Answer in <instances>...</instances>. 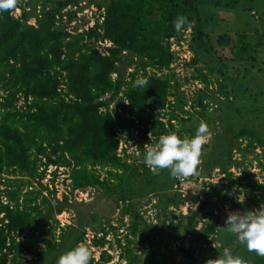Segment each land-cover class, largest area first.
Masks as SVG:
<instances>
[{
    "label": "trees",
    "instance_id": "obj_1",
    "mask_svg": "<svg viewBox=\"0 0 264 264\" xmlns=\"http://www.w3.org/2000/svg\"><path fill=\"white\" fill-rule=\"evenodd\" d=\"M28 1L30 4L19 0L17 17L15 10L0 12V177L5 178L0 200L4 198L6 202L5 205L0 202V264H57L60 255L84 240V225L93 217L88 210L91 217L76 213L73 225L59 228L54 216L68 207L66 197L51 204L40 196V190H30L32 181L38 183L49 165L67 170L69 195L74 190L95 189L110 203L121 204L122 215L128 218L126 237L140 236L141 243H148L149 247L159 246L164 238L179 242L188 238L187 247H179L177 251L182 264H205L207 259L222 254L225 247L248 264H264V257L247 251L235 234L226 232L224 243L213 247L211 242L220 222L217 215L206 211L229 201L233 209L242 212L264 206V183L257 184L249 173L235 178L229 172L230 152L237 139L246 140L248 147L263 150L260 169L264 171V121L255 126L250 120L240 121L232 114L219 119L224 126L215 137L214 153L202 163L198 175L208 178L216 169L225 184L220 186L221 195L216 202L200 200L192 211L179 216L184 222L181 235L175 234L172 223L175 217L167 212L168 207L182 204L179 194H168L174 185L180 186L178 179L172 178L168 170L153 175L145 162L119 158L116 155L119 138L112 126L113 118L117 119L118 132L126 139L139 137L147 141L151 137L158 142L161 135L171 132L181 139L194 137L199 126L190 122L195 113L181 110L185 102L178 98L180 85L169 69L175 59L169 50L170 40L178 45L185 41L184 33L189 31L187 50L191 57L185 65L191 67L201 62L208 74L220 78L216 83L218 92L227 98L231 84L225 83L221 69L226 68L224 58L232 59L218 58L204 33L209 20L203 15L207 11L241 12L242 5L250 6L255 0H88L100 12L101 22L75 35L65 29L60 10L80 0ZM178 15L194 21L195 26L176 32L173 22ZM238 37L240 41L244 39ZM103 41L109 42L110 47L99 55L95 46ZM215 43L218 47L228 46L230 40L222 35ZM228 52L232 55L231 48ZM204 58L208 61L204 62ZM214 61L216 68L208 64ZM130 66L133 73L125 81L124 74ZM191 74V80L206 89L209 79L197 68H192ZM110 75H114L113 80ZM141 75L148 79V84L144 88L133 87ZM118 95L124 101L121 111L117 113L113 108L108 111V103ZM105 96L108 98L104 99ZM206 98L198 91L188 108L202 111ZM18 101L21 104L17 107ZM165 108L167 113L161 115ZM176 111L183 114L179 120ZM231 111L238 113L237 109ZM160 118H165V122ZM199 118L204 120L205 115L200 113ZM230 118L240 121L236 129ZM133 132L137 136L133 137ZM136 148L146 154L141 144ZM39 166L44 168L38 171ZM22 188H26L23 193ZM54 193L52 190L49 195L53 197ZM149 195L158 197L155 206L162 217L153 226L147 225L136 210L138 202ZM239 195L242 201L237 202ZM204 217L207 222L195 230ZM107 228L115 240L118 258L124 264H139L128 248L129 241L121 246L119 239H115L118 228L109 224ZM100 231L101 238L92 239L97 249L106 243L107 233ZM150 248L143 251L151 257L150 263L165 264L155 261ZM109 261L110 256L100 252L97 261L92 258L91 264Z\"/></svg>",
    "mask_w": 264,
    "mask_h": 264
},
{
    "label": "rangeland",
    "instance_id": "obj_2",
    "mask_svg": "<svg viewBox=\"0 0 264 264\" xmlns=\"http://www.w3.org/2000/svg\"><path fill=\"white\" fill-rule=\"evenodd\" d=\"M27 3L30 4L28 0ZM250 6L242 5V11L238 12L237 10L236 13L222 11L212 13L207 11L203 15V18L209 20L204 26V33L208 36L209 42L212 46L215 47L218 58L223 59L226 56L232 59L228 61L227 58H224L226 68L221 69L225 83L231 84L230 94L227 98H223L218 92L216 83L220 78L215 77L213 74H208L202 67L201 62L191 67L185 65L191 57V53L187 50L189 31L184 33L183 39H185V41L179 42L180 47L178 48L173 41L170 40V44L173 45L171 53H174L175 59L169 69L171 70L170 73L174 75V79L177 80L180 85L178 90V94L180 95L178 98L185 102V106L181 110L195 113L193 114L194 117L191 119L190 123L199 126L200 122L204 121L207 123L211 132V138L202 148V154L200 157L201 164L199 165L198 173L202 170V163L208 159V155L214 153L215 137L220 134L221 126L223 125L219 122L221 117L222 119H227V115L229 116L232 114L234 118L235 116H238L239 120L242 119L245 122L250 120L255 126H258V124L264 121V116L262 114V112H264V2H262V0H255ZM248 8H250V10ZM60 12L62 17L65 18L61 21L65 23V29L70 35H75L85 31V29H89L93 26V23L100 18L98 13H95V8L88 4V0H80L79 3L73 5L70 4L61 9ZM17 15L18 12H15L14 16L17 17ZM97 16L98 19L96 18ZM28 22L31 24L33 23L32 20H29ZM222 35H226L230 40V43L228 46L223 44L222 47H218L215 40ZM240 35L244 36V39L241 41L238 37ZM106 46V43H97L95 50L98 53L105 54L104 49ZM229 48L232 49V55L228 52ZM240 48H243V50L241 51ZM203 61L205 62L208 60L204 58ZM208 64L210 67H217L215 61L213 63L208 62ZM192 68H197L202 75L209 79L210 82L206 89H204L201 84L191 80ZM129 73H133L132 66L128 67L124 74L125 81L129 80ZM163 73L168 74L167 72ZM157 75L160 76L161 74L158 73ZM110 79L113 80L114 75H110ZM198 91H202L207 97L202 102L204 108L202 111L199 108H196V110H193L194 108L191 107L188 108V105L191 103L192 99H194ZM107 98L108 96L104 97V99ZM176 98L177 97H175V99ZM175 99L168 98L169 101H175ZM20 104L21 102L18 101L16 106L18 107ZM123 104L124 101L122 100V96L118 95L108 103V111L113 108L119 113L121 111L120 107ZM232 109H237L238 113L235 112L233 114L231 111ZM167 111L168 108H165L160 114H166ZM200 113L205 115L204 120L199 118ZM175 114L177 120L183 117V114L179 111H176ZM234 118H230L234 125L233 123H228V125H233L236 129L238 125L237 123L241 120L239 121ZM160 119L162 122H165V118ZM224 121L226 122V120ZM116 123H118V120L113 118L112 126H114L113 128L119 138L117 148L118 155L123 157L126 162H145V155H143L144 152L139 151L136 146L141 144L142 149L146 150L144 148L145 144L154 146L157 141L149 136H147L149 137L147 141H143L139 139V137L126 139L125 136L118 132ZM173 123L176 127V122ZM132 136L135 137L137 134L133 132ZM230 154L232 166L230 167L229 172L232 177L241 178L245 177L244 173H249L253 176V180L257 184L264 183V171L260 169L263 161L262 149L248 147L246 140L237 139L234 142V148H232ZM53 167H45L46 171L42 178L38 183L32 181L30 190H40V196L51 204L55 201H60L61 197H66L68 207H66L60 215L54 216V220L57 221L59 228L73 225L76 213L81 212L88 217L93 216L92 218H89L84 225L85 239L81 243L89 247L93 254L92 258L94 261L95 259H98V253L102 251L94 247L92 239H95V236L98 233H101L100 230H102L107 233L106 235L109 234L108 239L110 238V243L106 246L108 251L107 255L110 256L109 264H124V262L118 258L119 251L117 250L115 240L107 228V225L109 224L111 227L118 228L117 232H115L117 235V238L115 239H119L121 246L124 245L126 241H129L128 248L131 249L139 264H151V257L143 254V251L150 247L149 251L155 253L153 257L156 262H164L165 264H182V259L179 257L177 251L179 247H187L188 238L179 242L163 237L164 239L159 246L152 245L149 247L148 243H141L140 236L126 237L128 235L126 230L128 218L122 215L121 204L114 205L110 203L95 189H85L82 191L83 193L81 195L78 193L79 191L74 190L69 195L67 189L64 187L69 183V180L66 179V174H63V176L60 174L63 170L62 167L60 169L59 167H54L55 175L52 177V173L54 172ZM41 169H43L42 166H39L38 171ZM96 171L99 172L98 169ZM59 174L61 176H59ZM4 179L3 176L0 177V191L4 189L2 185ZM8 179L20 181L24 178L8 177ZM61 179L66 180L62 183ZM24 180H27V178ZM38 184L43 187V190L39 189ZM178 184H180V186L174 185L168 194H179L182 204L177 208H173L172 206L168 207L167 212H171L175 217L172 222L175 226V234L181 235L184 222L179 216H185L188 210L192 211L196 202L200 200L207 199L208 202H216L217 198L221 195L220 186L225 184V180L216 169H213L208 178H200L199 175H194L182 179V182H179ZM25 190L26 188H22L21 193L25 192ZM52 190L55 191L53 197L49 195ZM1 200L3 201L4 198H1ZM157 200L158 197L156 195H149L142 198V200L136 205L137 213L147 225L153 226L162 219L160 215L158 216V210L155 206ZM240 201H242V198L239 195L237 197V202ZM38 202H40L39 198L37 199V203ZM229 202L224 203L223 206L217 205L218 207L215 210L212 208L206 209V211L211 213L212 216L217 215L219 217L220 223L217 227V235H215V239L211 242V245L215 248L224 243V234L227 232L224 229L227 215L232 212L244 213L238 209H233L231 202ZM259 208L260 206L253 210H258ZM87 210L88 214L91 216L87 214ZM168 220L169 219L167 218V221ZM119 221H121V224H119ZM203 222H207L206 217L196 224L195 230H197ZM169 258H171V262Z\"/></svg>",
    "mask_w": 264,
    "mask_h": 264
},
{
    "label": "clouds",
    "instance_id": "obj_3",
    "mask_svg": "<svg viewBox=\"0 0 264 264\" xmlns=\"http://www.w3.org/2000/svg\"><path fill=\"white\" fill-rule=\"evenodd\" d=\"M19 0H0V12L17 10ZM176 32L190 30L195 26L184 15H178L173 22ZM148 79L141 75L133 87L144 88ZM211 138V132L206 122L201 121L192 138L181 139L175 132L161 135L154 146L145 144V164L153 175L168 170L174 179H184L198 175L201 164L202 148ZM224 229L235 234L240 244L245 245L247 251L264 257V206L258 210L232 212L227 215ZM214 247V246H213ZM92 252L89 247L81 243L72 250L60 255L57 264H91ZM205 264H248L240 256H234L231 250L225 247L215 259H207Z\"/></svg>",
    "mask_w": 264,
    "mask_h": 264
},
{
    "label": "built area",
    "instance_id": "obj_4",
    "mask_svg": "<svg viewBox=\"0 0 264 264\" xmlns=\"http://www.w3.org/2000/svg\"><path fill=\"white\" fill-rule=\"evenodd\" d=\"M36 11H38V10H36ZM15 12H18V10H15V11H14V14H15ZM95 13H98V16H99V13H100V12H98V11L95 9ZM18 14H19V12H18ZM60 14H61V12H60ZM17 16H18V15H17ZM98 16L96 17L97 19H98ZM99 17H100V16H99ZM64 19H65V18L62 17V15H61V20H64ZM100 22H101V17H100L99 20L96 21L95 23L100 24ZM28 23H29V22H28ZM95 23H93V25H94ZM29 24H31V23H29ZM31 25H33V23H32ZM92 27H93V26H91L90 28H92ZM90 28H89V29H90ZM86 30H87V29H85V31H86ZM78 34H80V33H78ZM101 43H106V44H107L106 48L110 47V43L107 42V41L98 42V44H101ZM96 44H97V43H96ZM179 44H180V43H179ZM179 44H178V45L175 44V46L178 48V47H180ZM172 46H173V45L170 44V47H169L170 52H172V51H171V50H172ZM97 53H98V52H97ZM98 54H99V55H103L104 53H103V54L98 53ZM117 151H118V150H116V155H117L119 158H121V157L118 155ZM42 162H43V160H42ZM47 167H48V166H47ZM47 167H46V168H47ZM49 167H50V165H49ZM52 167H53V166H52ZM54 167H55V166H54ZM54 167H53V171H54L55 168H56V167H55V168H54ZM42 168H44V167H42ZM46 168L44 169V172L46 171ZM60 168H61V167H59V169H60ZM62 169H63V170L61 171L60 174L63 176V174H66V171H67V170H66L65 168H62ZM41 170H42V169H41ZM41 170H40V171H41ZM53 173H55V171H54ZM60 174H59V176H61ZM65 176H66V179H67V174H66ZM66 179H61V182H62V183L65 182ZM178 181H179V182H182V179H178ZM67 185H68V184H67ZM67 185H65L64 187L66 188ZM66 189H67V188H66ZM78 193L81 195L83 192H82V191H79ZM0 202H1L2 205H5V204H6L5 200H3V201L0 200ZM60 214H61V213H60ZM60 214H59V215H60ZM1 216H2V215H0V217H1ZM108 237H109V234L106 235V236L104 237V241H105L106 243H105L104 246L100 249L102 252H106V253L108 252V251H107V247H106V246L109 245V243H110V238L108 239ZM99 238H101V233H98V234L95 236V239H99ZM84 239H85V236H84ZM88 242H89V241H88ZM91 248H92V247H91ZM96 260H97V259H95V261H96ZM108 264H109V263H108Z\"/></svg>",
    "mask_w": 264,
    "mask_h": 264
}]
</instances>
